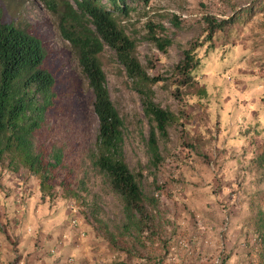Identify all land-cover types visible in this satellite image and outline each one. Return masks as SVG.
Listing matches in <instances>:
<instances>
[{
    "label": "rangeland",
    "instance_id": "1",
    "mask_svg": "<svg viewBox=\"0 0 264 264\" xmlns=\"http://www.w3.org/2000/svg\"><path fill=\"white\" fill-rule=\"evenodd\" d=\"M261 2L131 4L134 11L122 25L137 42L148 74L161 80L153 87L154 100L180 117L167 136L157 133L162 156L158 168L149 150L154 123L145 114L142 98L115 53L107 48L101 54L111 98L124 121L125 160L132 172L143 174L144 193L158 199L156 209L149 207L156 218L155 242L137 245L129 264H214L219 257L221 264L257 260L259 223L264 218ZM101 4L111 7L109 0ZM0 10L4 22L27 29L46 47L56 97L33 139L34 151L41 154L43 166L55 164V149L62 152L61 164L47 169L45 189L41 174L18 160L10 166L12 154L6 152L0 164V191L5 199H13L2 221L3 233L12 239L14 251L17 238L24 237V253L34 258L30 264L121 262L133 241L121 239L120 250H112L103 233L104 224L115 231L124 223L123 203L93 163L100 122L77 57L41 0H0ZM207 16L236 21L210 41ZM149 23L164 27L159 35L172 41L166 52L149 39ZM192 49L200 60L193 79L175 83L176 66ZM178 87L181 101L175 97ZM23 200L25 211L18 214L20 208L14 206Z\"/></svg>",
    "mask_w": 264,
    "mask_h": 264
},
{
    "label": "trees",
    "instance_id": "2",
    "mask_svg": "<svg viewBox=\"0 0 264 264\" xmlns=\"http://www.w3.org/2000/svg\"><path fill=\"white\" fill-rule=\"evenodd\" d=\"M41 1L56 18L58 31L70 44L94 95L93 107L100 127L96 150L92 155L93 163L106 177L112 190L120 196L125 217L124 223L115 231L104 224L103 233L112 250H120L121 239L133 241L126 250V259L115 263L129 264L135 258L133 251L137 245L147 247V241L155 242L156 218L149 207L156 209L158 199L154 196L149 198L144 193L143 174L132 172L125 160L124 121L111 98L101 54L107 48L112 50L139 92L145 114L154 123L149 150L153 165L158 168L162 156L157 133L167 136L168 128L178 123L180 117L155 102L153 87L161 80L148 74L138 57L137 42L122 25V19L134 11L131 4L141 3L147 7L152 0H109L111 7L101 4V0H75L76 5L70 0ZM259 5L264 10V2ZM1 12L0 164L6 152H10V166L16 165L18 160L35 174H41L45 189V181L49 179L47 169L61 164L62 152L55 149V164L43 166L41 154H35L33 139L42 129L47 111L54 105L56 79L47 67L48 53L42 39L21 26L4 22ZM205 21L211 41L217 32L236 20L218 21L207 16ZM149 28V39L159 50L166 52L172 41L159 35L158 29L164 31V27L149 23ZM199 65L200 60L195 57L194 49L186 51L183 61L176 66L173 81L180 85L191 82L193 72ZM179 87L175 97L181 101ZM202 91L205 93V90ZM260 223L259 250L254 264H264V218Z\"/></svg>",
    "mask_w": 264,
    "mask_h": 264
},
{
    "label": "crops",
    "instance_id": "3",
    "mask_svg": "<svg viewBox=\"0 0 264 264\" xmlns=\"http://www.w3.org/2000/svg\"><path fill=\"white\" fill-rule=\"evenodd\" d=\"M17 195L18 194H16V197ZM12 199L13 198L5 199L2 196V192L0 191V264H30V262H32L34 258H27V253H24V237H21V239L17 238V249L14 251L11 247L12 239H10V237L3 233L4 228L2 227V221L6 220L7 218L8 204H12ZM8 200H10L11 202H8ZM24 206H26V204L23 200L22 204H18L17 202L14 208H20L17 212H19L18 214H22L25 211Z\"/></svg>",
    "mask_w": 264,
    "mask_h": 264
},
{
    "label": "built area",
    "instance_id": "4",
    "mask_svg": "<svg viewBox=\"0 0 264 264\" xmlns=\"http://www.w3.org/2000/svg\"><path fill=\"white\" fill-rule=\"evenodd\" d=\"M74 225L77 223L75 221L72 222ZM214 264H221V258H217V260L214 262Z\"/></svg>",
    "mask_w": 264,
    "mask_h": 264
}]
</instances>
